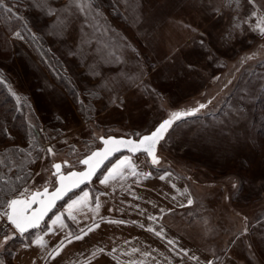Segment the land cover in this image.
Instances as JSON below:
<instances>
[{
  "label": "rangeland",
  "instance_id": "obj_1",
  "mask_svg": "<svg viewBox=\"0 0 264 264\" xmlns=\"http://www.w3.org/2000/svg\"><path fill=\"white\" fill-rule=\"evenodd\" d=\"M17 1L39 48L11 36L12 56L0 58V72L31 132L46 140L26 162L30 178L9 196L53 189L52 165L81 170L100 137L137 139L172 112L204 104L168 130L157 145L159 164L141 155L154 174L172 169L186 178L201 199L196 211L209 213L219 230V253L264 264V140L256 141L252 119L264 66L246 73L264 60V37L252 30L264 0H255L257 17L249 16L248 0L239 7L228 0H136L131 8L124 0ZM0 229V262L10 264L12 241L21 236L5 216ZM5 234L15 239L5 245Z\"/></svg>",
  "mask_w": 264,
  "mask_h": 264
},
{
  "label": "crops",
  "instance_id": "obj_2",
  "mask_svg": "<svg viewBox=\"0 0 264 264\" xmlns=\"http://www.w3.org/2000/svg\"><path fill=\"white\" fill-rule=\"evenodd\" d=\"M125 156L130 157L137 174L125 167L123 179L102 184L108 169ZM84 192L89 193L86 201L69 210L68 205ZM197 197L181 174L170 170L154 174L141 154L119 155L92 183L61 202L39 229L21 237L10 264H241L218 252L219 230L209 213L196 211L201 207ZM225 199L227 211L229 198ZM56 216L61 219L54 225ZM84 232L83 239H75ZM41 237L44 247L35 243ZM61 242L60 254L55 255Z\"/></svg>",
  "mask_w": 264,
  "mask_h": 264
},
{
  "label": "snow or ice",
  "instance_id": "obj_3",
  "mask_svg": "<svg viewBox=\"0 0 264 264\" xmlns=\"http://www.w3.org/2000/svg\"><path fill=\"white\" fill-rule=\"evenodd\" d=\"M81 2L87 3V0H74V3L80 4ZM124 2L131 8L136 4V0H124ZM229 4L235 3L237 7H239L240 0H228ZM249 4L253 5V11L249 14L251 17H257V12L259 9L256 8L255 0H248ZM7 11L9 13L12 12L11 8H5L3 0H0V12ZM247 22V21H245ZM235 27H240V23L238 22ZM252 30L256 31L258 35L264 37V14L259 15L257 18V22L254 26H252ZM19 35V34H17ZM0 83H3L0 80ZM15 95V94H14ZM20 101V98L17 97V102ZM205 105L201 104L199 108H194L187 111H177L172 112L168 119L162 121L155 131L151 132L149 135L142 136L138 142L133 140H124V139H113L111 137L105 139L101 137V140L104 144V149L102 151L92 152L87 158L81 161L82 164L87 166L86 171L75 172L72 171L68 175L60 174L61 164L57 163L53 165V168L56 170L53 175L57 176V182L59 183V187H54V190L51 194L48 192V188L45 187L43 192H33L29 193L27 189H24L23 192L19 193L17 198H12L8 200H0V217L6 216L8 223H10L16 230L17 233L21 237L25 235L30 229H39L41 226V221L45 216L55 207L56 202L58 200L63 199L70 191L74 188L79 187V185L88 182L91 178L96 174L97 170L104 163L105 160L109 158V156L115 152L121 150V148H126L130 153H138L143 152L148 157L151 158V163L153 165L159 164V158L156 155L157 145L160 141L164 140L165 134L168 130L173 126L176 121L181 120L186 116H194L196 112L199 111L200 108H204ZM139 135V133H137ZM49 152L52 149H48ZM66 163V162H65ZM127 167L132 175L137 174L136 166L131 163L130 157L125 156L123 159H120L117 163L112 165L111 168L108 169V175L104 176L101 179V183H106L109 179H116L117 177L123 179V169ZM163 179L164 177H160ZM3 180V177H0V181ZM11 191V190H10ZM3 193V188H0V194ZM89 193L84 192L83 196L79 197L78 200H73L71 204L68 205L69 210L73 208V205L80 204L86 201ZM188 205H191L193 201L189 199L187 201ZM39 204L40 207L38 209L32 210L29 214V210L32 205ZM97 208H99V204L97 203ZM61 217L56 216L55 220L52 221V224H56L60 221ZM155 219V218H152ZM119 223L118 221H115ZM99 225H96L98 227ZM94 229L89 228L88 231H92ZM148 231H152V229H148ZM3 230L0 229V233ZM87 235V232H84L83 235L75 236L76 240L83 239V236ZM157 236H160L161 233L157 232ZM15 239L14 236L3 235V244H8L10 240ZM71 243V240L68 241ZM37 245L40 247L45 246V242L42 237L35 241ZM168 243H172V241H168ZM63 242H61V246H58L54 249V254L59 255L62 249ZM102 251V250H101ZM187 253H185L186 255ZM51 255V254H50ZM54 258V256H53ZM2 264V262H0Z\"/></svg>",
  "mask_w": 264,
  "mask_h": 264
},
{
  "label": "trees",
  "instance_id": "obj_4",
  "mask_svg": "<svg viewBox=\"0 0 264 264\" xmlns=\"http://www.w3.org/2000/svg\"><path fill=\"white\" fill-rule=\"evenodd\" d=\"M3 2L5 8H11L12 12H0L1 60H10L12 56L10 37L17 34L26 39L33 50L38 51L39 47H35L32 38L27 36L29 32L26 27L25 6L17 0H3ZM260 65L261 67L264 66V60L260 61V64H256V66L251 65L246 69V73L250 74L251 71H257V69L261 68ZM0 80L3 81V83H0V177H3V180L0 181V188H3L0 200H8L12 198L9 195L13 191L18 190L30 178L29 174L32 170L27 167L28 164L26 162L36 159L42 146L40 140L45 141L46 139L44 135H41L38 140L39 137L37 138L35 133L31 132L26 119H24L23 108L19 104L17 105L16 100L10 94L1 72ZM252 119H254L256 141L262 142L264 140V79L252 111ZM15 141L27 144L25 147H18L13 144ZM5 144L7 146L1 148ZM34 151L35 156L32 157ZM159 171L158 173L162 172V170ZM170 171L176 174L175 170L170 169ZM20 241V238H16L12 241V244H18Z\"/></svg>",
  "mask_w": 264,
  "mask_h": 264
},
{
  "label": "water",
  "instance_id": "obj_5",
  "mask_svg": "<svg viewBox=\"0 0 264 264\" xmlns=\"http://www.w3.org/2000/svg\"><path fill=\"white\" fill-rule=\"evenodd\" d=\"M165 119H168V118H165ZM165 119H164V120H165ZM164 120H162V121H164ZM162 121H161V122H162ZM161 122H160V123H161ZM160 123H159V124H160ZM159 124H158V125H159ZM158 125H157V126L151 131V132L155 131V129L158 127ZM151 132H149V133H147V134H144V135H149ZM144 135H142V136H144ZM142 136H140V137L137 138V139H135V138H133V137H114V136H107V137H103V138L107 139V138L111 137V138H113V139H117V140H119V139L129 140V139H130V140H133V141L138 142L139 139H140ZM99 142H100V147L94 149L93 151H91L88 155H86L85 157H83V158L81 159V161H82L83 159L87 158L92 152H95V151H102V150L104 149V144H103V142H102V140H101V137H100V139H99ZM122 153H127V154H131V155L145 154V153H143V152H138V153L133 154V153L128 152L126 148H121L120 151L111 154V155L109 156V158H108L107 160H105L104 163L100 166V168L97 170L96 174L91 178L90 181L85 182V183L79 185V187L74 188V189H73L72 191H70V192H69V193H68L63 199L58 200V201L56 202L55 207H53V209H52V210L47 214V216H45L44 219L41 221V225L44 223V221L47 219V217H48V216L54 211V209L56 208V206H57L58 204H60L61 202H63V201H64V200H65L70 194H72V193L78 191V190H79L80 188H82L83 186H86V185L90 184V183L94 180V178L96 177V175L102 170V168H103V167H104V166H105L110 160H112L115 156L120 155V154H122ZM145 155H146V154H145ZM146 156H147V155H146ZM147 157H148V156H147ZM148 158L151 159L150 157H148ZM81 161H80V163H81ZM57 163L61 164L60 162H57ZM57 163H54V164H57ZM54 164H53V165H54ZM53 165H52V174L56 171V170L53 168ZM81 165H82V169H81V170H70V171H68V172H63L62 164H61L60 174L68 175V174H69L70 172H72V171H75V172L86 171V170H87V166L84 165V164H82V163H81ZM53 176H54V178H55V187H59V183L57 182V176H55V175H53ZM45 187L48 188V192H49L50 194H51V192L54 190V188H53V189H49L48 186H45ZM45 187H44V188H45ZM44 188H42V189H40V190H34V191H32L31 193H33V192H43ZM14 198H17V197H14ZM39 207H40L39 204H34V205H32L31 209L29 210V214L31 213L32 210L38 209ZM5 218H6V216H5ZM6 222L8 223L7 218H6ZM8 224H10V223H8ZM10 225H11V224H10ZM11 227L15 230V228H14L12 225H11ZM33 230H36V229H30L27 233H29L30 231H33ZM15 231H16V230H15ZM27 233H25V234H27ZM18 234H19V233H18Z\"/></svg>",
  "mask_w": 264,
  "mask_h": 264
}]
</instances>
